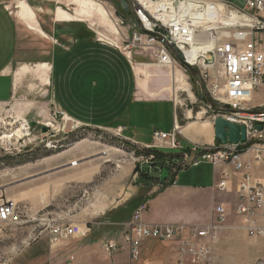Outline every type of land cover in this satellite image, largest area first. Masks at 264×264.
<instances>
[{"label":"rangeland","instance_id":"374dc122","mask_svg":"<svg viewBox=\"0 0 264 264\" xmlns=\"http://www.w3.org/2000/svg\"><path fill=\"white\" fill-rule=\"evenodd\" d=\"M93 1L95 5L89 6L90 1L84 0L82 12L88 10L96 14L101 22L111 26L116 35L118 30L113 17L126 14L120 0ZM233 1L242 3L244 0ZM99 5L107 9L111 21L99 14ZM60 35L57 47H54L55 42L48 34L39 31H29L21 37L16 67L19 69L26 64L31 71L22 76L16 70L18 83L14 95L10 100L0 102V202L13 200L26 210L21 224L0 221V232L4 234L0 237V264H64L69 255L75 256V259L93 255L101 264H129L125 250L112 254L105 250L107 240L118 241L121 238L123 225L116 222L129 219V210L137 203L132 198L125 204H117L120 195H125L127 191L123 190L124 187L132 188L137 184L134 181L138 180L140 167L160 168L154 173L160 176L159 181L153 185L141 184V190L152 186L161 190L163 187L160 186L168 184L169 179L179 171L180 182H193L212 170L213 167L207 164L181 170L190 164L194 146L181 144L183 138L180 131L188 121H214L222 113L201 99V86L189 69L177 68L182 70L185 79L184 83H178L172 71L176 69L162 68L160 71L152 68L153 65L151 68L140 67L135 60L154 63L148 57L137 55L130 62L115 45L104 43L99 35H91L81 27L62 31ZM52 62L55 64L54 75L51 73ZM43 63L49 67L41 73L38 68ZM132 63L139 67L144 82H150L152 87L168 83L165 91L157 88L151 94L163 95L170 101L136 102L129 107L127 103L137 77ZM196 69L199 70L198 67ZM203 82L207 88L204 79ZM248 105L258 107L252 101ZM175 116L178 118L177 140L180 148H147L123 143L126 141L120 131L123 128L126 135L152 143L155 130H172ZM31 121H38V124L31 126ZM94 123H108V127L92 125ZM125 123L127 126L121 125ZM44 124L49 128L47 132L42 131ZM84 139L87 145L82 143L77 149V155L83 159L80 162L92 167L99 166L100 160L106 162L100 175L90 182L71 185L61 192L54 188L56 180L41 177L37 169L29 171L28 168L37 164L43 167L48 162L62 160L63 151ZM98 142L106 146H98ZM151 149L180 156L162 166L155 153L146 155L145 151ZM164 178H167L166 181ZM105 182L108 183V212L90 219L91 231L86 236L66 238L52 246L47 229L49 221H62L57 218H64L60 215L63 213H68L69 217L79 216L82 209L94 208L100 185ZM45 186L49 189L44 193ZM143 196L139 194L136 197ZM68 222L73 221L68 219ZM256 239L244 231L236 239L230 238L225 244L216 245L217 264H257L264 260V251L257 252ZM261 242L264 244V239ZM141 258L135 264H139Z\"/></svg>","mask_w":264,"mask_h":264},{"label":"built area","instance_id":"2783aa9c","mask_svg":"<svg viewBox=\"0 0 264 264\" xmlns=\"http://www.w3.org/2000/svg\"><path fill=\"white\" fill-rule=\"evenodd\" d=\"M132 1L136 17L131 13H126L128 17L126 14L113 17L118 30L116 35L99 34L100 40L115 45L130 62L137 55L148 57L160 68L187 71V65L198 67L210 97L229 109L220 112V116L245 125L247 140L228 143L234 145V152H217V145L221 144L194 146L188 165L206 160L216 168L231 165L241 172L236 190L238 202L233 210L216 204L213 219L204 226L148 223L143 220L148 203L142 202L123 222L121 238L107 240L105 250L109 254L125 250L129 264H135L141 257L143 242L153 239L175 246L174 264H217L212 246L205 239L215 240L221 228L230 226L231 216L238 220L235 228L246 231L251 237H264V170L258 176L253 174L257 167L264 165V107L248 105L253 91L264 84V49L257 38L264 32V0H244L243 5L233 0ZM207 42H213V47L201 51L192 62V45ZM260 124L262 129L255 130ZM178 133L177 124L171 132L155 130L154 143L145 147L180 148ZM200 147H208V155H197ZM175 179L176 175L169 179V184L176 183ZM216 188L229 191L226 170ZM25 215L26 210L18 202H0L1 222L21 224ZM47 229L53 246L66 238L86 236L91 226L51 220ZM64 264H75V256L69 255ZM257 264H264V260Z\"/></svg>","mask_w":264,"mask_h":264},{"label":"crops","instance_id":"0c3cea01","mask_svg":"<svg viewBox=\"0 0 264 264\" xmlns=\"http://www.w3.org/2000/svg\"><path fill=\"white\" fill-rule=\"evenodd\" d=\"M84 0H0V102H6L10 100L15 92L17 85V75L19 70L22 76H27L31 69L28 65H23L19 69L17 64V51H20L18 46L21 43L22 36H26L29 31H39L52 38L55 42V46L59 43V37L61 32L65 30H76L81 27L89 34L99 35L104 34L106 36L112 35L113 29L110 25L101 22L98 16L91 12H82ZM90 5L94 6L93 0H89ZM243 5L242 3H238ZM85 9V6H84ZM86 10V9H85ZM99 14L107 21H111L107 9L104 6L99 5L97 8ZM258 42L264 49V32H261L257 36ZM105 43V42H104ZM135 64L141 66H150L149 68L156 67L157 70L162 68L154 64L140 63L135 60ZM50 64V63H49ZM51 73L54 75L55 64H51ZM131 64V67L135 68L137 77L134 79V91L129 99L127 105L129 107L136 102H147L154 100L170 101L168 98L162 96H154L151 94L157 88L167 89L168 83L159 87H152L150 82H144L143 74L140 72L138 66ZM47 63L41 64L38 68L41 73L44 69L48 68ZM148 68V70H149ZM147 70V72H148ZM16 71V72H15ZM173 71V70H172ZM144 75L146 71L143 70ZM135 73V72H134ZM148 78L149 76L146 75ZM168 80H165L167 82ZM164 82V81H163ZM253 105L261 107L264 105V84L257 87L251 96ZM174 105V103H173ZM175 107V106H174ZM68 114V113H67ZM178 122L177 116H175V123L172 128ZM108 124V123H107ZM107 124L94 123L99 127H108ZM126 125L127 124H121ZM180 131L183 142L181 144L186 146H212L217 144L215 139V126L214 121L210 119H196L188 121L182 125ZM123 128L121 135L123 139L131 143H135L142 146L151 145L154 143H144L140 139L134 136L126 135ZM171 130V131H172ZM170 131V132H171ZM87 140L77 142L75 145L63 151L64 156L62 160H55L54 162H48L43 167L36 165L28 168L29 171L38 170V175L46 177V179L56 180L54 188L59 191H63L71 185L85 184L90 182L93 178L100 175L103 170V164L106 162L100 160V165L92 167L89 164L80 162L82 157L77 155L78 147ZM98 146H106L100 142L96 143ZM83 148V145L82 147ZM107 148V147H106ZM107 150H104L106 152ZM82 154V153H81ZM77 161V164H73ZM202 162V161H201ZM197 165L188 166L197 167L201 164H207L212 166V170L207 171L204 176L193 182H180L179 172L176 175L174 184H170L162 190L158 187L152 186L147 190L143 189V185L138 184L135 179V184L132 188L124 187L125 195H120V204H125L132 198L138 205L144 201L148 203V210L143 214V220L148 223H169V224H196V225H208L214 216V206L216 204H224L229 210H233L238 202L237 184L242 178V173L236 171L233 166L225 165L220 167H214L209 161H204ZM33 169V170H32ZM137 170V168H136ZM183 170V169H182ZM227 171L229 174V191H220L216 188V184L222 178V172ZM264 170V165L257 167L253 174L258 176ZM49 175V176H47ZM201 176V175H200ZM50 177V178H49ZM44 179V180H46ZM108 183H102L99 189V195L96 197V205L82 209L83 212L79 216L69 217L68 213L60 214L64 218H57L66 223H78L89 224L90 219L95 217H101L108 212L106 194V187ZM53 187V186H52ZM49 189L48 186L43 187L44 193ZM73 192V191H72ZM122 191V193H124ZM43 193V194H44ZM70 193V192H69ZM139 194H143L142 198L136 197ZM44 197V196H43ZM118 204V205H120ZM116 207V206H114ZM112 207L111 209L113 210ZM110 210V211H112ZM73 221V222H68ZM124 222V221H123ZM123 222H116L118 225H122ZM238 222L235 216L230 217V226L221 228L215 240L210 238L205 239L212 246L213 253L216 258V245L225 244L227 239L237 238L244 231L235 228V224ZM4 236L0 232V237ZM257 252L262 253L264 251V244L261 242L264 237H256ZM141 250V260L139 264H174L176 261L177 250L174 245L167 242L148 239L143 242ZM127 260V259H126ZM121 262V261H118ZM57 264H61L57 262ZM75 264H101L93 255L81 259H75Z\"/></svg>","mask_w":264,"mask_h":264},{"label":"water","instance_id":"95a60500","mask_svg":"<svg viewBox=\"0 0 264 264\" xmlns=\"http://www.w3.org/2000/svg\"><path fill=\"white\" fill-rule=\"evenodd\" d=\"M121 5L126 13H131L133 16L135 15V9L133 6L132 0H120ZM139 23V21L137 20ZM187 68L192 73V75L198 80L202 92L200 93L201 99L209 104L214 110L218 112H225L228 111V108L222 107L218 105L208 94L205 83L203 82L202 76L196 68L187 65ZM38 124V121H31V126H36ZM214 126H215V139L218 144H228V143H239V142H245L247 140V129L245 125H240L238 123H234L229 121L223 116H218L214 119ZM262 129V125H257L255 127V130L260 131ZM49 130L48 126L44 124L42 126V131L47 132ZM138 170V168H137ZM136 170V171H137Z\"/></svg>","mask_w":264,"mask_h":264},{"label":"trees","instance_id":"16d2710c","mask_svg":"<svg viewBox=\"0 0 264 264\" xmlns=\"http://www.w3.org/2000/svg\"><path fill=\"white\" fill-rule=\"evenodd\" d=\"M123 143L131 144V142H129V141H123ZM145 153H146V155H151L152 153H155L157 159L161 160V163H163L162 166H165V163L167 161H169V160L174 161L175 158H177V156H180L179 154H172L171 152H168L167 153V152H163L161 150H155V149L146 150ZM140 168L138 170V174H139L138 180H136L138 184L153 185L156 181H159L160 176L159 175H156L154 173H156L157 171H159L160 168H157V167H155L154 169H151L150 167H147L146 169H140ZM177 174H178V172L175 175H177ZM164 179L166 181L167 178H164ZM168 184H165V186L162 189H164L165 187H167ZM138 205H134L129 210V216H131L132 212L138 207ZM123 219H121V220H123Z\"/></svg>","mask_w":264,"mask_h":264},{"label":"bare ground","instance_id":"6f19581e","mask_svg":"<svg viewBox=\"0 0 264 264\" xmlns=\"http://www.w3.org/2000/svg\"><path fill=\"white\" fill-rule=\"evenodd\" d=\"M115 26V23H114ZM116 27V26H115ZM214 43L213 42H207L204 43L202 45L199 44H193L192 45V55H191V61L195 62V58L196 56L201 52V51H205V50H209L213 47ZM180 69H176L173 70V73L176 75V79L179 82H183L185 81L184 79V75L182 70H180L181 72H179ZM154 146H149L147 148H153ZM217 152H234V145H230V144H224V145H217ZM197 155H208V147H200L197 148ZM73 164H77V161H74Z\"/></svg>","mask_w":264,"mask_h":264}]
</instances>
